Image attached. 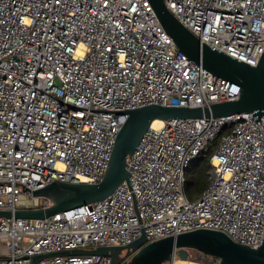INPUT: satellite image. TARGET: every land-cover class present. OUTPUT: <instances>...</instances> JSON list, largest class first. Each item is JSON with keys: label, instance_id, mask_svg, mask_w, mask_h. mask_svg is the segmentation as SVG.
Returning a JSON list of instances; mask_svg holds the SVG:
<instances>
[{"label": "built area", "instance_id": "2783aa9c", "mask_svg": "<svg viewBox=\"0 0 264 264\" xmlns=\"http://www.w3.org/2000/svg\"><path fill=\"white\" fill-rule=\"evenodd\" d=\"M163 2L201 44L257 64L264 0ZM239 91L182 54L147 0H0V210L49 206L31 192L55 180L100 181L125 110L207 106ZM251 115L160 120L127 157L128 182L103 200L44 219L0 216V264L200 228L257 248L264 234V118ZM223 128L207 185L189 200L186 169ZM35 264L111 258L56 255Z\"/></svg>", "mask_w": 264, "mask_h": 264}, {"label": "water", "instance_id": "95a60500", "mask_svg": "<svg viewBox=\"0 0 264 264\" xmlns=\"http://www.w3.org/2000/svg\"><path fill=\"white\" fill-rule=\"evenodd\" d=\"M166 34L189 60L200 64L217 78L239 86L233 100L207 106H164L148 104L123 111L125 122L120 127L107 168L98 182H63L59 180L31 192L44 197L50 205L44 208L0 210V216L20 219H44L54 214L101 201L123 181L128 182L127 157L136 149L154 120L226 117L251 113V119L264 118V51L256 65L236 60L223 52L201 44L167 9L163 0H147ZM192 252L193 255L192 256ZM98 254L109 256L111 264H172L177 258L198 264H264V234L257 248L237 243L225 233L212 229H194L147 242L144 233L126 245L99 246L93 249H68L35 255L30 264L56 255Z\"/></svg>", "mask_w": 264, "mask_h": 264}, {"label": "trees", "instance_id": "16d2710c", "mask_svg": "<svg viewBox=\"0 0 264 264\" xmlns=\"http://www.w3.org/2000/svg\"><path fill=\"white\" fill-rule=\"evenodd\" d=\"M227 132V128L221 129L217 136L210 141L207 146L201 150L196 158L189 164L185 172V187L184 193L189 200H195L200 196L207 185L209 157L211 152L216 148V145L223 134Z\"/></svg>", "mask_w": 264, "mask_h": 264}, {"label": "bare ground", "instance_id": "6f19581e", "mask_svg": "<svg viewBox=\"0 0 264 264\" xmlns=\"http://www.w3.org/2000/svg\"><path fill=\"white\" fill-rule=\"evenodd\" d=\"M161 125L160 120H154L151 124V126L153 128H158ZM173 264H198L197 262H193V261H186V260H180L177 259L176 261H173Z\"/></svg>", "mask_w": 264, "mask_h": 264}, {"label": "crops", "instance_id": "0c3cea01", "mask_svg": "<svg viewBox=\"0 0 264 264\" xmlns=\"http://www.w3.org/2000/svg\"><path fill=\"white\" fill-rule=\"evenodd\" d=\"M5 253L4 244L0 243V255H3Z\"/></svg>", "mask_w": 264, "mask_h": 264}, {"label": "rangeland", "instance_id": "374dc122", "mask_svg": "<svg viewBox=\"0 0 264 264\" xmlns=\"http://www.w3.org/2000/svg\"><path fill=\"white\" fill-rule=\"evenodd\" d=\"M28 202H31V199H29ZM192 256H194V255H193V252H192ZM176 260H177V258H176L174 261H176ZM122 264H124V263H122ZM167 264H169V263H167ZM172 264H173V263H172Z\"/></svg>", "mask_w": 264, "mask_h": 264}]
</instances>
